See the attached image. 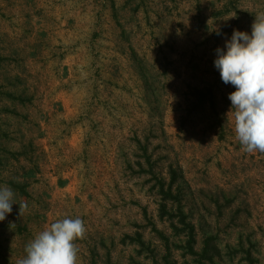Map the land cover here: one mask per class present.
Wrapping results in <instances>:
<instances>
[{
    "label": "rangeland",
    "instance_id": "rangeland-1",
    "mask_svg": "<svg viewBox=\"0 0 264 264\" xmlns=\"http://www.w3.org/2000/svg\"><path fill=\"white\" fill-rule=\"evenodd\" d=\"M260 14L264 0H0V186L15 193L0 264L64 218L86 226L77 264H198L207 239L206 264H264V152L237 138L214 66Z\"/></svg>",
    "mask_w": 264,
    "mask_h": 264
},
{
    "label": "clouds",
    "instance_id": "clouds-1",
    "mask_svg": "<svg viewBox=\"0 0 264 264\" xmlns=\"http://www.w3.org/2000/svg\"><path fill=\"white\" fill-rule=\"evenodd\" d=\"M215 51L222 81L236 89L228 98L235 109L237 138L246 151L264 152V14L256 16L251 34L234 29ZM14 196L9 186H0V222L12 213ZM85 232L81 218L56 220L26 245L27 255L17 264H77L75 241Z\"/></svg>",
    "mask_w": 264,
    "mask_h": 264
},
{
    "label": "trees",
    "instance_id": "trees-1",
    "mask_svg": "<svg viewBox=\"0 0 264 264\" xmlns=\"http://www.w3.org/2000/svg\"><path fill=\"white\" fill-rule=\"evenodd\" d=\"M197 95L200 97V102H203L205 99V96L201 93L198 92ZM211 100V99H210ZM212 103V100H211ZM176 182V172L174 170L171 171V182L169 183L167 189H165L164 184L161 182L160 183V196L162 197L161 200L162 202L160 203L159 211L161 212V217H164L165 215L168 214L167 212V205L166 203L168 201H175L176 198L173 197L172 194V186ZM178 219H179V224L182 225V229H178L177 227H173L177 233H183L185 237L187 238L186 241V246L187 249L189 250L191 255L197 256L196 253L194 252V246L196 244V239H195V229L194 226L191 223H188L186 221V216L178 209ZM136 242L143 247L144 243L141 241V238H137ZM217 249L215 245L212 244L211 239H207L204 242L203 249L199 255V260L197 261L198 264H206V262H212L213 257L216 253ZM205 262V263H204Z\"/></svg>",
    "mask_w": 264,
    "mask_h": 264
}]
</instances>
